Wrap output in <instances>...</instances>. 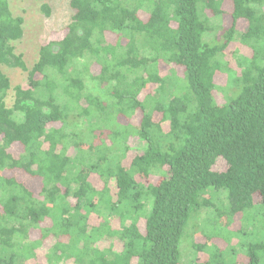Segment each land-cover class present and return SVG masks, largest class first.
Masks as SVG:
<instances>
[{
  "label": "trees",
  "instance_id": "1",
  "mask_svg": "<svg viewBox=\"0 0 264 264\" xmlns=\"http://www.w3.org/2000/svg\"><path fill=\"white\" fill-rule=\"evenodd\" d=\"M70 7L29 68L0 0V264H180L192 215L187 264H264V0Z\"/></svg>",
  "mask_w": 264,
  "mask_h": 264
},
{
  "label": "rangeland",
  "instance_id": "2",
  "mask_svg": "<svg viewBox=\"0 0 264 264\" xmlns=\"http://www.w3.org/2000/svg\"><path fill=\"white\" fill-rule=\"evenodd\" d=\"M70 1L71 0H52L51 1L52 15L48 17L41 10V5L43 3V0H10L11 9L13 13L15 15H20L24 18V35L21 39L13 42L15 46V52L17 54L23 55V59L27 63L29 68H31L33 64L38 60L40 48L45 42H47L50 39H62L66 34L68 24L71 21V15H72ZM229 23L230 20L225 17L222 23L223 26L224 25L229 26ZM231 51L232 52L235 51L233 46H231L227 50V52L229 53ZM237 53H240V51ZM241 53L246 54L247 49H242ZM228 58L229 57L227 56V59ZM233 58H229V61L230 62L232 61L233 64H235L236 62L235 59ZM234 67H237V65L235 64ZM2 68L3 71L9 76L12 83V88L8 91L6 97L7 106L11 107L15 99L14 86L21 85L24 88L29 87V82H28L29 74L27 70H23L20 67H8L3 65ZM234 69L238 70V68H234ZM162 72L169 73L170 69L166 68V65H162ZM177 73L182 74L183 72L181 69H179ZM145 93L146 92H144V94ZM219 97H220V93L218 95V98ZM87 125L90 124L87 123ZM95 127L97 126L94 125V128ZM129 145L131 147H134L135 142L132 139H130ZM130 160L131 157H129L126 160V163L128 164ZM217 168H219L220 170L224 169L225 168L224 161H219ZM215 191H216L215 199H217V204H218V206L216 205V208H222L221 205L223 203V199L228 203L227 191L225 189L215 190ZM192 217L193 215L191 216L188 222V225L185 230V234L182 236L180 240V244H179L180 264H187L186 262L191 261V258H193L195 254V250L192 247L191 235H189V229L192 230L191 225L194 224L196 221V219H193ZM254 218L253 217L249 218L248 222L253 223ZM239 221H240V216L237 215L236 223L234 224L236 229L240 227ZM221 222L223 225H228L226 223L225 217L221 218ZM36 237H38V234L36 235ZM234 250L235 252L240 251V246L235 245ZM36 252L38 253V259H37L38 264H47L44 256V253L46 252L45 247L37 249ZM65 263L72 264L71 262H69V259H66Z\"/></svg>",
  "mask_w": 264,
  "mask_h": 264
}]
</instances>
